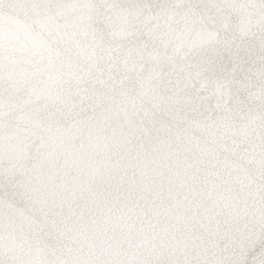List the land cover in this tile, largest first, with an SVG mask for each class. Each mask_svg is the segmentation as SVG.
I'll return each mask as SVG.
<instances>
[{"label":"snow or ice","instance_id":"snow-or-ice-1","mask_svg":"<svg viewBox=\"0 0 264 264\" xmlns=\"http://www.w3.org/2000/svg\"><path fill=\"white\" fill-rule=\"evenodd\" d=\"M0 264H264V0H0Z\"/></svg>","mask_w":264,"mask_h":264}]
</instances>
